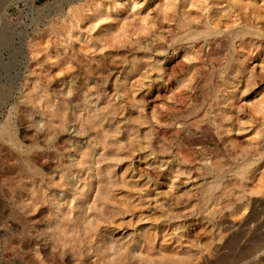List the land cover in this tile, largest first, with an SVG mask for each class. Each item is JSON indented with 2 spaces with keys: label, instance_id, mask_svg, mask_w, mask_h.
<instances>
[{
  "label": "rangeland",
  "instance_id": "1",
  "mask_svg": "<svg viewBox=\"0 0 264 264\" xmlns=\"http://www.w3.org/2000/svg\"><path fill=\"white\" fill-rule=\"evenodd\" d=\"M0 264H264V0H0Z\"/></svg>",
  "mask_w": 264,
  "mask_h": 264
},
{
  "label": "bare ground",
  "instance_id": "2",
  "mask_svg": "<svg viewBox=\"0 0 264 264\" xmlns=\"http://www.w3.org/2000/svg\"><path fill=\"white\" fill-rule=\"evenodd\" d=\"M201 1H202V0H201ZM102 3H103V2H102ZM133 4H134V5H133L134 8L137 7L135 3H133ZM32 6L35 7V2H34V0H32ZM139 6H140V5H139ZM170 7H171V6H170ZM197 7H198V6H197ZM106 8L108 9L109 7L106 6ZM168 8H169V7H168ZM107 9H105V8H103V7H100V9H96V10L92 13V15H90V18H91V16H92V17H95V16L99 15V12H100V11H104V10H107ZM253 9H254V8H253ZM170 10H171V9H170ZM90 12H91V11H90ZM137 15H138V14H137ZM163 15H164V14H163ZM163 15H162V16H163ZM192 15H193V14H192ZM252 15H253V14H252ZM78 16H79V15H78ZM78 16L76 15V17H78ZM101 16H102V15H101ZM148 16H149V15H148ZM168 16H169V15H168ZM194 16H195V15H194ZM219 16H220V15H219ZM219 16H218V17H219ZM225 16H226V15H225ZM79 17H80V16H79ZM102 17H106V15H105V16H102ZM108 17H109V16H108ZM110 17H111V16H110ZM113 17H114V16H113ZM115 17H116V16H115ZM127 17H128V16H127ZM137 17H139V16H137ZM163 17H164V16H163ZM195 17H196V16H195ZM195 17H193V19H194ZM198 17L200 18L199 15H198ZM201 17H202V16H201ZM211 17L213 18L212 15H211ZM220 17H222V16H220ZM72 18H73V17H72ZM80 18H81V17H80ZM116 18H117V17H116ZM139 18H141V16H140ZM143 18L145 19V17H143ZM171 18H172V17H171ZM173 18H175V17H173ZM188 18H191V17H188ZM229 18H230V17H229ZM78 19H79V18H78ZM99 19H100V18H99ZM101 19H102V18H101ZM106 19H107V18H106ZM193 19H191V22H192ZM207 19H208V17H207ZM75 20H76V18H75ZM79 20H80V19H79ZM97 20H98V19H96V21H94L93 23H90V24H94V25H96L95 22H97ZM108 20L110 21V19H108ZM112 20H113V19H112ZM112 20H111V21H112ZM118 20H120V19H117V21H118ZM124 20H125V19H124ZM126 20H127V19H126ZM132 20L134 21V19H132ZM132 20H130V21H132ZM135 20H136V19H135ZM141 20H143V19H141ZM150 20H151V19H150ZM166 20H167V19H166ZM76 21H78V20H76ZM76 21H75V22H76ZM99 21H100V20H99ZM103 21H104V20H103ZM114 21H116V20H113V22H114ZM137 21H138V20H136V25H137ZM148 21H149V19H148ZM171 21H172V20H171ZM207 21H208V20H207ZM106 22L108 23V21H106ZM106 22L104 21V23H103L104 25H102V26H105V23H106ZM138 22H139V21H138ZM149 22H150V21H149ZM164 22H165V21H164ZM195 22H196V21H195ZM205 22H206V21H205ZM100 23H101V22H100ZM120 23H121V22H120ZM122 23H123V22H122ZM134 23H135V22H134ZM210 23H211V22H210ZM224 23H225V22H224ZM240 23H241V22H240ZM72 24L74 25V23H72ZM76 24H77V23H76ZM101 24H102V23H101ZM123 24H124V23H123ZM130 24H131V23H130ZM139 24H141V23L139 22ZM149 24H150V23H149ZM160 24H161V23H160ZM160 24H159V25H160ZM186 24H187V23H186ZM226 24H227V23H226ZM88 25H89V24H87V26H88ZM112 25H113V24H112ZM124 25H125V24H124ZM126 25H127V24H126ZM132 25H133V24H132ZM132 25H131V26H132ZM150 25H152V24H150ZM205 25H207V23H206ZM244 25H245V24H244ZM62 26H63V25H62ZM66 26H67V25H66ZM96 26H97V25H96ZM98 26H99V25H98ZM114 26H115V25H114ZM119 26H120V25H119ZM119 26H118V27H119ZM133 26H135V25H133ZM137 26H138V25H137ZM137 26H136V27H137ZM155 26H156V25H154V27H155ZM187 26H188V25H187ZM207 26H209V25H207ZM238 26H239V25H238ZM241 26H242V25H241ZM64 27H65V26H64ZM90 27L93 28V29H94V28L98 29V28L95 27V26H94V27H93V26H90ZM100 27H101V26H100ZM121 27H122V26H121ZM123 27H124V26H123ZM123 27H122V28H123ZM128 27H129V26H128ZM142 27H143V25H142ZM194 27H195V26H194ZM199 27H200V26H199ZM199 27H198V29H199ZM211 27H212V25L210 26V29H208V32H209V33H213V32H215L216 29L214 30V29H212ZM145 28H146V27H145ZM155 28H156V27H155ZM175 28H176V27H175ZM213 28H214V27H213ZM65 29H66V28H65ZM96 29H95V31H96ZM127 29H128V28H127ZM151 29H152V28H151ZM233 29H234V27H233L232 29L228 30V32H226V33H227V34H229V33H233ZM60 30H61V29H60ZM66 30H67V29H66ZM100 30H101V29H100ZM114 30H115V29H114ZM118 30H119V29H118ZM137 30H138V29H137ZM142 30H143V28H142ZM144 30H145V29H144ZM146 30H147V28H146ZM153 30H154V28L152 29V31H153ZM240 30H241V28H240ZM259 30H261V29H259ZM63 31H64V30H63ZM75 31H76V30H75ZM91 31H92V30H91ZM97 31H98V30H97ZM115 31H116V30H115ZM119 31H120V30H119ZM111 32H113V31H111ZM144 32H145V31H144ZM185 32H186V31H185ZM217 32H218V31H217ZM248 32H249V30H248ZM78 33H79V32H78ZM130 33H131V32H130ZM134 33H135V32H134ZM189 33H190V32H189ZM70 34H71V33H70ZM76 34H77V32H76ZM83 34H84V33H83ZM114 34H115V33H114ZM199 34H202V31L199 32ZM112 35H113V34H112ZM116 35H117V34H116ZM116 35H115V36H116ZM121 35H122V34H121ZM123 35H124V33H123ZM189 35H190V34H189ZM203 35H207L206 37H208V34L203 33ZM222 35H224V34H222ZM242 35H243V34H242ZM248 35H249V33H248ZM72 36H73V38L75 37L74 35H72ZM78 36H79V35H78ZM88 36H89V35H88ZM88 36H87V37H88ZM105 36H106V35H105ZM115 36H114V37H115ZM129 36H130V35H129ZM185 36H186V35H185ZM216 36H218V35H216ZM216 36H215V37H216ZM250 36H251V35H250ZM62 37H63V36H62ZM79 37H80V36H79ZM201 37H202V36H201ZM71 38H72V37H71ZM75 38H77V37H75ZM85 38H86V37H85ZM126 38H127V37H126ZM83 39H84V38H83ZM108 39H111V38H108ZM113 39H114V38H113ZM113 39H112L113 42H115L116 40H118V38H116L115 41H114ZM72 40H73V39H72ZM74 40H75V39H74ZM91 40H92V39H91ZM95 40H96V39H95ZM99 40H100V39H99ZM119 40H120V39H119ZM63 41H64V40H63ZM87 41H88V40H87ZM103 41H106V39L103 40ZM108 41H109V40H108ZM84 42H85V41H84ZM92 42H93V41H92ZM96 42H97V41H96ZM109 42H110L111 44L113 43V42H111V41H109ZM72 44H73V43H72ZM111 44H109V47H110ZM176 44H177V43H176ZM86 45H87V44H86ZM173 46H174V45H173ZM87 47H88V46H87ZM90 47H91V46H90ZM111 47H112V46H111ZM171 47H172V45H171ZM174 47H175V46H174ZM82 48H83V47H82ZM82 48H81V50H82ZM100 49H101V47H100ZM111 49H112V48H111ZM171 49H172V48H171ZM79 50H80V49H79ZM88 50H90V49H88ZM77 51H78V50H76V53H77ZM90 51H91V50H90ZM103 51H104V49H103ZM103 51H100V52H103ZM78 52H79V51H78ZM82 52H83V51H82ZM93 52H94V51H93ZM36 53H37V51H36ZM76 53H75V50H74V54H76ZM86 53H87V52H86ZM127 54H128V53H127ZM77 55L79 56V53H77ZM57 59H58V58H57ZM60 69H61V68H60ZM59 72H60V71H59ZM68 72H69V71H68ZM28 73H29V72H28ZM74 77H75V76H74ZM146 79H147V78H146ZM37 87H38V86H37ZM67 91H68V90H67ZM66 95H67V94H66ZM69 95H71V93H70ZM69 95H68V96H69ZM82 96L85 97V95H83V94H82ZM261 103H262V102H261ZM63 111H64V110H63ZM62 114H63V113H62ZM79 114H80V113H79ZM210 120H211V119H210ZM99 124H100V123H99ZM6 130H8V129H7L6 126H5V127L2 128V131H1V132H3V133H4V132H7ZM104 130H105V129H104ZM107 130H108V129H107ZM4 134H5V133H4ZM113 134H114V133H113ZM119 134H120V133H119ZM4 136H5V135H4ZM8 141H9V140H8ZM9 143H10V142H9ZM111 145H112V144H111ZM113 145H114V143H113ZM113 147H114V146H113ZM73 148H74V147H73ZM112 158H113V157H112ZM122 186H123V185H122ZM82 189H83V188H82ZM43 194H44V193H43ZM103 195H105V194H103ZM103 198H104V197H103ZM44 202H45V201H44ZM70 202H71V201H70ZM127 202H128V201H127ZM114 203H115V202H114ZM102 205H103V204H102ZM36 206H37V205H36ZM64 220H65V219H64ZM86 220H87V219H86ZM67 222H68V221H67ZM65 227H66V226H65ZM70 229H71V228H70ZM62 232H63V231H62ZM59 233H60V232H59ZM60 236H62V235H60ZM82 237H83V236H82ZM71 239H72V238H71ZM74 242H75V241H74ZM251 242H252V241H251ZM258 242H259V241H258ZM72 243H73V242H72ZM72 243H71V244H72ZM64 244H65V243H64ZM262 247H263V246H262L260 243H258V244L256 245V250H257V251H260V250L262 249ZM64 248H65V247H64ZM82 251H83V250H82ZM216 253H217V252H216ZM151 256H152V255H151ZM166 257H167V256H166ZM175 257H176V256H175ZM183 257H184V256H183ZM152 258H153V257H152ZM173 258H174V257H173ZM226 259H227V258H226ZM112 261H113V260H112ZM251 261H252V260H251ZM197 262H198V261H197Z\"/></svg>",
  "mask_w": 264,
  "mask_h": 264
},
{
  "label": "built area",
  "instance_id": "3",
  "mask_svg": "<svg viewBox=\"0 0 264 264\" xmlns=\"http://www.w3.org/2000/svg\"><path fill=\"white\" fill-rule=\"evenodd\" d=\"M13 2H18V3H24V2H31L32 3V0H12ZM36 1L37 0H34L35 4H36Z\"/></svg>",
  "mask_w": 264,
  "mask_h": 264
}]
</instances>
